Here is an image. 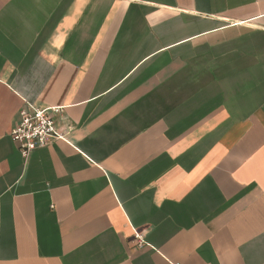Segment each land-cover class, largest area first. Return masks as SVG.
Wrapping results in <instances>:
<instances>
[{
	"label": "crops",
	"instance_id": "1",
	"mask_svg": "<svg viewBox=\"0 0 264 264\" xmlns=\"http://www.w3.org/2000/svg\"><path fill=\"white\" fill-rule=\"evenodd\" d=\"M0 264H264V0H0Z\"/></svg>",
	"mask_w": 264,
	"mask_h": 264
},
{
	"label": "built area",
	"instance_id": "2",
	"mask_svg": "<svg viewBox=\"0 0 264 264\" xmlns=\"http://www.w3.org/2000/svg\"><path fill=\"white\" fill-rule=\"evenodd\" d=\"M57 108L36 109L28 107L21 111L20 121L11 132L12 141L18 146L23 158L38 149L49 146L54 140L64 138L55 127L52 113H57ZM139 244L140 236H136Z\"/></svg>",
	"mask_w": 264,
	"mask_h": 264
}]
</instances>
